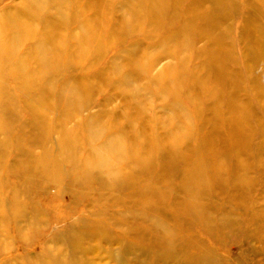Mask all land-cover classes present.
<instances>
[{"label": "rangeland", "instance_id": "rangeland-1", "mask_svg": "<svg viewBox=\"0 0 264 264\" xmlns=\"http://www.w3.org/2000/svg\"><path fill=\"white\" fill-rule=\"evenodd\" d=\"M64 1L29 0L27 5V0H0V16L13 13L26 21L36 5L45 6L42 16L53 25L48 31L58 39L69 35V44L92 42L91 34H79L85 18L105 34L97 39V53L77 55L67 68L46 77L53 89H44L39 107L53 114V128L43 135L30 106L39 89L25 92L9 79L10 89L1 90L0 118L13 131L9 137L0 131L3 199L11 206L13 195L19 197L26 214L0 222V264H190L167 254L140 263L136 259L147 257L141 251H122L123 236L135 241V234L146 231L144 243L153 242V225L143 219L153 210L182 220L184 231L190 229L214 249L218 264H264V0H177L173 9L156 8L154 15L146 12L153 5L146 0H79L69 9L71 18L61 15ZM34 23L41 32L43 25ZM32 39L31 45L36 37ZM181 39L185 45L179 44ZM27 44L18 52L25 53ZM71 89L78 94L70 95ZM188 96L197 102L196 109ZM81 122L102 132L92 144H77L80 155L89 156L92 146L103 148L118 130L125 133L122 142L128 150L122 165H127L124 174L136 178L132 189L127 178L100 185L112 181L104 164L89 170L94 182L85 188L78 182L60 189L41 177L25 182L15 167L37 163L42 147L55 145L64 129L74 131V140ZM183 134L181 147L169 146L172 137ZM199 135L205 136L202 149L196 147ZM155 140L166 148L158 152ZM208 148L213 160L206 161L203 182L194 186L200 194L191 200L183 156L190 168ZM135 158L143 159L142 164ZM82 162L80 158L76 164L79 179L85 172ZM68 163L65 170L71 169ZM235 181L243 187L236 188ZM176 198L187 202L181 213L172 204ZM194 204L203 206L200 220L189 213ZM227 211L233 212L231 222L225 221ZM206 214L216 218L210 226ZM100 234L106 238L99 244L95 236Z\"/></svg>", "mask_w": 264, "mask_h": 264}, {"label": "bare ground", "instance_id": "bare-ground-1", "mask_svg": "<svg viewBox=\"0 0 264 264\" xmlns=\"http://www.w3.org/2000/svg\"><path fill=\"white\" fill-rule=\"evenodd\" d=\"M78 1L79 0L64 1L63 6L66 7V10H64V12L61 13V15L63 16L64 14H67L68 17L71 18L73 13L70 16L68 14V12L70 11L69 9L74 10L73 8L76 7V3ZM146 1L147 3L153 4L152 7H149L146 11L148 15H152V14L154 15L156 8L162 12H164V10L168 8L173 9L174 7H176L177 2H178L177 0H146ZM68 3L72 4L73 7H67ZM27 5H30L29 0H27ZM44 7L45 6H42V5H40L39 7L38 5H36L34 8V11L32 12L31 16L27 19V21L20 19L19 18L20 16L18 14H13V13L12 14L6 13L0 16V80L7 81V83L5 84L4 82L6 81L0 82V99H1V90L6 89V88L10 89L11 87V85L8 83L9 79L10 81H12V86L18 89H23L25 92H27L28 90H30L31 92H35V89H39V94L37 96L36 101H34V103L30 101V106L34 112V115L36 116L37 123L41 127L42 135L43 133H46L44 132L45 130L53 128L52 126L53 114L51 112H44L39 107L40 104L43 103L44 101V96H43L44 89L45 88L53 89L50 82H46V77H49L48 74H50V72L54 70H57V69L62 70L63 68H67L68 65H70V63L74 59L77 58V55H79V58H82L84 56L83 53L84 54H91L93 52L97 53V51L100 49L97 39H102L104 38V35H105L103 32L100 31L99 28L95 27V24L92 23L93 20L85 18V20L82 19L80 23L82 29L80 30L81 32L79 34L81 33L86 34V35L91 34L92 36H94L90 44H89V41L86 42V44H83L84 42L82 43L80 41H76L75 43L69 44L66 40V38H68L69 35L62 37V39H58L56 35L48 31V27L52 28L53 25L52 24L48 25L46 19H44L42 16L41 11L42 12L44 11ZM164 7H167V8H164ZM35 20H38L40 22L39 24H37V27L41 24L43 25L41 32L35 29V23H34ZM184 22H186L185 19H184ZM186 24L187 25L190 24V18L188 19ZM54 25L56 26V24ZM199 28H201L202 31L206 29L203 26H200ZM35 37H36L35 39L36 41L35 43H33V45H31V41L34 40L32 38H35ZM26 43H29L27 44V47H28L27 51L25 53L18 52V47L23 46V45H25L24 47H26ZM179 44L185 45L186 43L183 39H181ZM194 76H195L194 80L200 79V77L196 76V74ZM69 91H71L70 95L78 94V91H75V89H71ZM174 92L179 94L180 93L179 88H176ZM70 95L66 97L67 102H70L68 101L70 100L69 98ZM174 98L177 99L176 96H174ZM56 100H60L59 96L56 97ZM188 100L191 101L192 105L193 104L195 105L197 103L193 97L190 98L188 96ZM9 106L10 104L6 105L5 107H9ZM196 106L197 104L194 106L195 109H196ZM57 118L58 117H56V119ZM62 120L65 121L66 118ZM0 131L4 132V134H8V137L11 134H13L12 129L8 128L4 124L1 118H0ZM52 131L53 130L47 131L49 139L52 136L51 134L54 133ZM118 131H119L118 134H116L115 136L112 135L109 137V139H112V140L109 141L103 148L92 146L90 155L84 156V155L78 154V151L76 150L77 144L79 145L80 142L81 143L83 142L85 144L86 141L92 144L94 136L98 133H101L102 130H99V129L92 130L91 124L83 123L81 127L78 129V132L80 135L79 136L76 135L75 139L72 140L71 135L74 131H72L71 133L69 130L64 129L63 131L60 132L59 134L60 137H58V141L55 142V145H53L52 147L46 146L47 148L42 147L43 151L41 150L42 153L40 154L37 160V163H31L30 161H28L21 165L18 164L19 167H15V168L17 169L19 174L23 175L26 183L28 181H31L32 179L37 180L38 178L41 177L47 180L50 185H55L56 187L60 189H63V188L69 189L71 186L73 187L74 183L78 184V182L80 183L82 182V185L84 188L85 186L91 185V183L93 184L94 179H92V177L90 176L89 170L100 164H104L106 165V168L108 169L110 173L112 181L104 182L100 180L101 181L100 185L111 186V182L112 184H114L117 181H120L121 179L127 178L126 183L129 184L128 186H130V188L132 189L131 185L133 186L135 185L136 178L132 176L131 172H129V174L128 172L127 174L123 173L124 171L123 168H125L127 165H122V155L123 153H126L128 149L124 147V144L122 142V138L123 136H125V133L121 132L120 130ZM190 132L191 131H189L188 134H190ZM190 135L193 136L192 133ZM181 136L172 137L169 141V146L171 145L173 147H177V149L181 147V144L185 143V141H180V139L182 138L186 140V134L185 135L183 134ZM15 137H16V134L13 135V138L11 140H13ZM40 137L41 136H39V139ZM198 137L199 138L197 140L199 143L196 144V147L198 148L200 147L202 149V146H201L202 144L200 143V140L204 138L205 136L199 135ZM187 138H192V137L187 136ZM41 139L44 141V137H41ZM11 140H9L8 138L7 142ZM234 146H235V143H234ZM165 148L166 147H164L163 144L161 143L159 144V142L156 141V150L158 152H160L162 149H165ZM239 151L240 149L236 148V152H239ZM205 152H206L204 153L205 156L204 155L202 156L200 152V154L198 155L199 157H196L197 160L194 162V166L192 165V167L190 168H186L187 158L181 155L184 157L183 160H185L183 164L182 175L183 177L186 176L184 182L187 184V187L189 188V185L191 186V190H189L191 200H195L196 198H198L200 194V189L198 187L195 188L194 186L195 185L198 186L199 183L203 182L204 176L207 173V171H205V167L207 164L206 161L208 162L209 160H213L212 159L213 156L210 154V148L206 149ZM128 154L130 155V153ZM141 155L143 154L141 153ZM80 158L83 159L82 165H83V168H85V172L81 174L82 175L81 179H79L80 177L78 176L81 170H78L77 165H76L77 163H79ZM174 158L175 157L171 158L170 163L168 161L169 166L173 163ZM142 160L140 161L139 159L135 158V162L140 163V164H142L143 162ZM1 161L3 160L1 159ZM1 161H0V165H1ZM64 162L66 164H69L68 162L72 164L70 170L64 169L66 166ZM4 169H5L4 166L3 167L0 166V222L6 221L7 217L9 216L19 217L21 215L26 214L25 212L26 210L25 211L22 210L20 208V204H18L21 202V199L19 197L13 195L14 198L11 201L12 202L11 206H7V203L4 202V199H3L4 198V186H5L4 178L2 180V177H4V173H3ZM209 180L212 181L211 178H209ZM239 185L240 184L238 183V181L234 182V186L236 188L241 189V187L243 186L242 185L239 186ZM144 188L141 189V192L142 193L145 192L144 194H146L147 190H144ZM174 196H175V193H174ZM176 199L175 201H173L172 204H174L176 211L181 213L180 211L187 209L186 208L187 202L186 200H183L180 198H176ZM23 204L25 206L27 204V201H24ZM147 204L148 203H145L143 205H147ZM136 205H139V204H136ZM194 206H195L194 208L190 209L191 211H189V213L194 215V218H197V220H200V217L204 213L201 212V210L199 209V207H201L200 205L196 206L194 204ZM201 208L203 211L204 210L203 206ZM158 211L159 210L157 211L153 210L150 213H146L149 218L147 217V215H146L147 218H143V219H147V221L149 220V222H151L153 225L152 226L153 233L155 232V235H156L153 239V242H150L148 244L144 243V239L147 237L146 231H145L146 233L142 231L143 234L142 233L135 234V237H133L134 240L136 239L135 241H130L127 239V236H123L120 239V244H122L121 246H122L123 252L129 253L130 250L132 251L135 247L137 250L142 252L141 254H143V256H147L142 259L141 258L136 259V261L138 262L140 261L145 262L144 259H151L152 262H155L159 258L167 254V256H178L179 258L185 260L186 262L190 264H218L219 263L220 258L218 255L215 254V251L213 248H210L204 242V240L199 239L190 229H188L187 232L184 231L182 220L176 218V216L175 217L173 216L167 217L168 215L163 216L164 214H159ZM232 213L233 212L231 211H227V213L225 214V216H227V218H225L226 222H231V218L229 215H232ZM206 215L208 217V220L210 219L213 220V218H215L213 217V215H209V214H206ZM125 216L126 215H124V217ZM168 218H170L171 220L170 221L167 220ZM212 220L209 221L207 226H210V223L212 222ZM115 223H117V221ZM97 225L102 226L100 223ZM95 231H97V229L92 231L91 234H93ZM95 237H97V239L95 240L96 241L98 240L97 242L99 244L102 241V239L106 238V236L105 235L102 236V234H100V236L96 235ZM84 240H85L84 238L80 239L78 243V247L81 248L83 246Z\"/></svg>", "mask_w": 264, "mask_h": 264}]
</instances>
